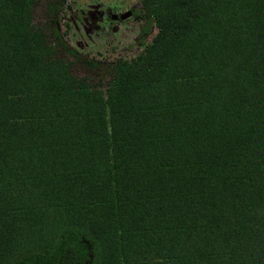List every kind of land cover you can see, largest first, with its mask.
<instances>
[{
  "label": "trees",
  "instance_id": "obj_1",
  "mask_svg": "<svg viewBox=\"0 0 264 264\" xmlns=\"http://www.w3.org/2000/svg\"><path fill=\"white\" fill-rule=\"evenodd\" d=\"M43 2L0 0V264H264V0H140L105 87Z\"/></svg>",
  "mask_w": 264,
  "mask_h": 264
},
{
  "label": "rangeland",
  "instance_id": "obj_2",
  "mask_svg": "<svg viewBox=\"0 0 264 264\" xmlns=\"http://www.w3.org/2000/svg\"><path fill=\"white\" fill-rule=\"evenodd\" d=\"M69 1L71 8L67 14V21L70 24L68 36L72 45L81 56L89 57L90 55L98 60V65L91 67L83 59L81 63L74 66L73 70L105 87L111 79L110 67L113 65L114 58L135 57L142 51L145 44L149 43L155 30L152 29L148 37L141 34L140 27L143 20L140 0ZM48 2L49 0H44L43 4ZM127 10L130 14L120 18L119 15ZM48 12L46 8V14ZM112 14H117L118 18L113 19ZM34 16L37 25L45 26L49 42L53 41L51 36L53 24L47 21L43 8L38 7ZM112 20L117 22L113 23ZM63 54L66 57L65 53H60V57Z\"/></svg>",
  "mask_w": 264,
  "mask_h": 264
},
{
  "label": "water",
  "instance_id": "obj_3",
  "mask_svg": "<svg viewBox=\"0 0 264 264\" xmlns=\"http://www.w3.org/2000/svg\"><path fill=\"white\" fill-rule=\"evenodd\" d=\"M129 14H130V11L127 10V11H124L123 13H121V14L119 15V17H120V18H125V17L128 16ZM112 18H113V19L118 18V15H117V14H112Z\"/></svg>",
  "mask_w": 264,
  "mask_h": 264
}]
</instances>
